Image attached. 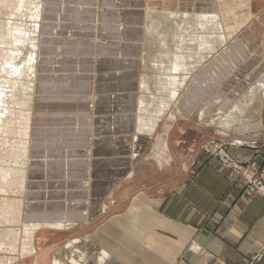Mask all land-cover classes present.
I'll return each instance as SVG.
<instances>
[{"label":"crops","instance_id":"1","mask_svg":"<svg viewBox=\"0 0 264 264\" xmlns=\"http://www.w3.org/2000/svg\"><path fill=\"white\" fill-rule=\"evenodd\" d=\"M238 1L41 0L21 218L36 249L19 264H248L259 252L264 197L201 149L222 142L264 182V0L224 11ZM149 11L176 27L170 44L203 36L174 117L150 132L139 122ZM208 19L222 37L211 52Z\"/></svg>","mask_w":264,"mask_h":264},{"label":"bare ground","instance_id":"2","mask_svg":"<svg viewBox=\"0 0 264 264\" xmlns=\"http://www.w3.org/2000/svg\"><path fill=\"white\" fill-rule=\"evenodd\" d=\"M9 2L10 3L7 6H5L3 9H0V14H3L5 16V18L2 20V22H0L1 23V25H0V51L1 52L0 53L2 54L4 52H6L7 55L9 54V56H7V59L4 61L5 67L3 66V69L7 68L6 72H7L8 78L7 79L6 78L0 79V140H1V137H4L6 132H7V123H6L7 120L9 119V117L14 116L15 106L17 104V97H18V89L17 88L19 86L18 83L21 81L19 79V74H20L19 68L20 67L16 68L14 66L13 62L12 61L10 62V58H13V55L16 52L21 51V48H23L24 46L27 45L31 48L30 60L33 62L31 63L32 65L29 66L30 67L29 72L31 75L30 81H27L29 79H26V81L22 80V81H25V83L30 82V86H29L30 99H29V104H28V116H29V118H28V124H27V131H26V135H25L26 136V139H25L26 143H25V147H24V149H25V162H23L22 166H20V168H18L17 170L12 169V170H15L13 174L9 173L10 170H9L8 166H3V165L0 166V191L8 192L10 190L12 192L11 189L15 188L16 189L15 191H17L21 196H23L24 188H25V165H26V157H27L28 143H29V124H30V119L32 117L31 116V108L33 105L32 99H33L34 84H35L34 79H35V75H36L35 64H36V61L38 58L37 47H38L39 21H40V13H41V0L35 1V2H38L37 6L33 7L34 9L32 10V12L30 11L32 19L34 18V20L31 24H26L24 22H20V20L18 21V19L16 21L17 14L21 13V11H23L22 9L25 5V4H23L24 0H10ZM25 11H26V9H25ZM167 12H169V11H167ZM167 12H164L165 15H168V16L172 15V13L167 14ZM27 13H29V12H27ZM177 15H176V17H177ZM25 19H27V18H25ZM161 23L164 24L159 19H155L153 17V14L151 11L148 12L147 23H146L145 52L147 51L146 50V48H147L146 43H147L148 39L151 41H154V44H155L154 47L156 48L157 54L154 56V59H152L151 64H152V67L155 68L156 72H158L157 83H159V86H160L158 89L160 91V95H158L157 97L160 98L161 100H159L158 112L157 111H151L149 109L150 106H153L154 98H156V96H151L152 97V98L150 97L151 100L145 98V93H146V91L148 92L149 86H148L147 79L145 78V75L143 74L142 79H141V85H140L141 90L143 92V96L140 99L139 122L141 123V125L144 128L147 129V131L152 130L154 128V126L157 124V122L159 121V119L162 116H164L165 113H169L168 111H169L170 107L174 104V102L176 101V99L178 97L179 90H181V87L184 83L186 74H188L191 70V68L187 66V63H189V60H190V57L192 54V50H195L196 46H198L200 48L199 45L201 44V42H203V36L201 34H198L199 33L198 31H197L198 33L193 32L194 28H197V27H195V25H197V26L202 25V22L200 23L199 17H196L195 20H192V22H191L192 24L193 23L195 24V25H192V24L190 25V28H191V30H193L192 31L193 33H190L189 31H187L188 32L187 37H183V36H185L184 34L180 35L179 33H176L172 37L171 41L174 40L175 42H177V44H174V43L169 44L168 35L164 31H161V29H160V28H163V26H165V24L162 26ZM219 23H216V20H214V19H208L207 20V28H208L209 32L211 31V33H209L205 37L204 40H206L205 42H207V44H208L206 47H207L209 52L215 50V48L217 49V47H215V43L218 42V40H221V38H222V37L216 35L215 33H213V30H215L218 26H220ZM203 26L205 27V23L203 24ZM216 33H218V32H216ZM221 33H223V32H221ZM227 39H228V37H227ZM185 43L190 44L193 47L188 48V47H186L187 45H185ZM195 44H197V45L194 46ZM148 48H151V47H148ZM1 54H0V56H1ZM20 54H21V52H20ZM28 55H30V54H27L26 58L28 57ZM26 58H25V60H26ZM208 59H209V57H208ZM30 60L28 61V65L30 64ZM22 62H24V60ZM26 64H27V62H26ZM26 64H25V67H27ZM20 65H21V63H20ZM22 65H24V64H22ZM144 65H145V53H144ZM29 67H27V68L29 69ZM22 69H24V68H22ZM149 73H151V72H149ZM27 83H26V85H27ZM154 88H156V87H154ZM156 90H157V88H156ZM169 115L170 116L168 118L172 119L174 117L172 113H170ZM22 207H23V200L22 199L21 200H16V199L0 200V221L3 220V221L8 222V223H10V222H13V223L19 222L20 223L21 218H22ZM26 224H24V227L22 230V235L24 236L22 241H20V238H18V237H20L19 236L20 232L18 233L14 228H8V230L6 231L5 234L1 232L2 230L0 231V251L7 248L11 252L17 251L19 253L18 254L19 256L17 255L18 256L17 259H16V257L11 258L8 261V263H6V264H18L19 263L18 260L30 256L35 251L34 234H35V231L37 232V230H36L37 227L36 226H29ZM59 225H61V224H58V227H59ZM47 226H48V224H47ZM48 227H50V226H48ZM112 241H115V240L112 239ZM115 243H116V245L118 244V242H114V244ZM108 244H110V243H108ZM109 246L114 247V245H111V244ZM3 260L4 259L0 256V264H5ZM81 261H84V259L83 260L81 259ZM69 264H80V263L76 260L71 259Z\"/></svg>","mask_w":264,"mask_h":264},{"label":"rangeland","instance_id":"3","mask_svg":"<svg viewBox=\"0 0 264 264\" xmlns=\"http://www.w3.org/2000/svg\"><path fill=\"white\" fill-rule=\"evenodd\" d=\"M9 1L10 0H0V9H3L5 6H7L10 3ZM35 1H37V0H24L23 4H25V5H24V7L22 9L23 11H21V13L17 14L16 21L18 19V21L20 20V22H24L26 24H31L33 22L34 18L32 19L31 12L34 9L33 7L34 6L36 7L37 3H38V2H35ZM235 6H236L237 10H239V11L242 10L243 7L245 6L244 0H239L236 4H233L231 2L225 3L224 4V11L226 13L227 12L231 13L233 7H235ZM25 9H26V11H25ZM162 11H164V9L160 8V9H158L157 12L162 13ZM27 12H29V13H27ZM4 18H5V16L3 14H0V22H2V20ZM20 18L22 20L23 19L24 20L22 21ZM25 18H27V19H25ZM158 19H160V21L165 24V26H163L164 24L161 23L162 26H163V28H160L161 31H164L166 34L168 33L169 36H171L174 33V31L176 30V27L175 26H171V25L169 27H167L166 21H164L160 17ZM181 21H182V19L179 18V19H177L176 22L178 24H181ZM224 22L225 23H230L229 21H224ZM0 25H1V23H0ZM229 26H230V24H229ZM146 44H147V48H146L147 51L145 52L144 75H145V78L147 79L149 90H148V92L146 91L145 98L151 100V98H152L151 96H156V98H154L153 106H150L149 109L151 111H157L158 112V110H159V100H161L160 98L157 97L158 95H160V91L158 90L160 86H159V83H157L158 72H156L155 68L152 67V64H151L152 59H154V56L157 54V51H156V48L154 47L155 46L154 41H151V40L148 39ZM24 47L21 48V51H18L19 53L16 52L14 54L15 56L13 55V58H10V62L12 61L16 68L20 67L19 68V70H20L19 79L21 81L18 83L19 84V86L17 88L18 89V97H17V104L15 106L14 116L9 117V119L7 120V122H6L7 123V132H6L4 137H1V140H0V166H2V165L3 166H8V168L10 170L9 171L10 174H13L14 171L17 170L18 168H20V166H22L23 162H25V149H24V147H25V143H26V140H25L26 136L25 135H26V131H27V124H28V118H29V116H28V104H29V99H30V91H29L30 82H28V83L26 82L27 83V85H26L25 81H26V79H29L27 81H30V78H31L30 76L31 75H30V72H29L30 71V67L29 66L32 65L31 63L33 61L30 60V57H31V51L30 50H31V48L29 46H27V45L24 46ZM148 47H151V48H148ZM20 52H21V54H20ZM27 54H30V55H28V57L26 58ZM7 56H9V54L7 55L6 52L2 53L1 56H0V62H1L0 63V79H4V78L7 79L8 78V75H7V72H6L7 68L3 69V66L5 67V64H4L5 62L4 61L7 59ZM25 58H26V60L27 59L28 60L26 61ZM23 60H24V62H22ZM29 60H30V64L28 65V61ZM26 62H27V64H26ZM20 63H21V65H20ZM22 64H24V65H22ZM25 64L27 65V67H29V69L27 67H25ZM22 68H24V69H22ZM148 71L151 72L152 74L149 73ZM22 80H25V81H22ZM154 87H156L157 90ZM171 110H172V108L170 109V111H168L169 113H165L164 116H162L159 119L160 123H166L168 121V119H169L168 117L170 116L169 114L171 113ZM12 169H15V170H12ZM11 190H12V192L10 190L8 192L0 191V200H3V199L21 200L22 199V196L17 191H15L16 190L15 188H13ZM23 227H24V224H23L22 221L20 223L19 222H17V223H13V222L8 223V222H5L3 220L0 221V231L2 230L1 232L5 234L6 231L8 230V228H14L18 233L20 232L19 233L20 237H18V238H20V241H22V239L24 238V236L22 235ZM18 254L19 253L17 251L16 252H11L7 248H5V249L0 251V256L4 259L3 261H4L5 264L8 263V261L11 258H15L16 257V259H17L18 256H19ZM23 259L24 258L18 260L19 263L23 262L24 261ZM70 261H71V259H67V260H63V261L58 260V259H54L51 264H69Z\"/></svg>","mask_w":264,"mask_h":264},{"label":"built area","instance_id":"4","mask_svg":"<svg viewBox=\"0 0 264 264\" xmlns=\"http://www.w3.org/2000/svg\"><path fill=\"white\" fill-rule=\"evenodd\" d=\"M201 149L205 154H207V156L215 159L219 164H221L235 176L236 181L241 184L244 194L247 197H264V182L259 178L256 170L248 165L238 162L229 154L222 142L212 141L209 143H205L201 146ZM263 253L264 243L259 252H257L250 259L248 264H253L255 261L261 260Z\"/></svg>","mask_w":264,"mask_h":264}]
</instances>
